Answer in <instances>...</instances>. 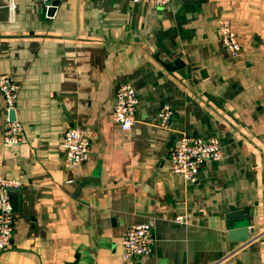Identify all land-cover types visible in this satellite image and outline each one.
<instances>
[{"label":"crops","instance_id":"obj_1","mask_svg":"<svg viewBox=\"0 0 264 264\" xmlns=\"http://www.w3.org/2000/svg\"><path fill=\"white\" fill-rule=\"evenodd\" d=\"M45 1L0 0V74L19 85L26 135L2 140L0 93V176L19 184L0 264H264V0H58L49 17ZM219 18L240 56L221 44ZM120 83L137 94L129 130L111 117ZM70 127L92 132L73 170ZM181 134L221 144L190 184L170 169ZM141 222L152 250L127 259L123 232Z\"/></svg>","mask_w":264,"mask_h":264},{"label":"built area","instance_id":"obj_2","mask_svg":"<svg viewBox=\"0 0 264 264\" xmlns=\"http://www.w3.org/2000/svg\"><path fill=\"white\" fill-rule=\"evenodd\" d=\"M137 2L138 0H132ZM158 5H166L171 0H153ZM13 4H10V11ZM217 29L220 42L231 57L240 56L243 53L242 46L236 33L231 29L230 21L219 18ZM19 85L13 82L6 74H0V93L3 98L6 117L1 128V138L6 143L25 142L26 135L22 124L11 120L9 112L14 110ZM137 94L128 83H120L115 89L114 102L111 117L120 129L129 130L135 122L137 107ZM173 109L169 104H162L157 112V124L160 127H168ZM92 132L79 127L68 128L62 136L64 149L63 165L67 170H73L88 159L90 152ZM221 156V144L218 138L213 136H190L181 134L176 141L169 160L172 172L180 174L186 184L196 181V176L202 165L207 161H216ZM69 180L68 182H70ZM16 180L0 176V250L10 246L13 233L14 204L11 197V189L18 187ZM185 215H177L173 218L175 223H184ZM152 227L147 222L131 225L123 232L122 248L123 256L127 259L149 254L152 250Z\"/></svg>","mask_w":264,"mask_h":264},{"label":"water","instance_id":"obj_3","mask_svg":"<svg viewBox=\"0 0 264 264\" xmlns=\"http://www.w3.org/2000/svg\"><path fill=\"white\" fill-rule=\"evenodd\" d=\"M45 4H46V15L49 17V16H52L56 10V6L58 5V0H46L45 1ZM9 117L11 120H13L15 118V112L14 110L9 112ZM12 191L13 192H17L18 189L17 188H12L11 189V196H12ZM242 215V212L240 211H231V212H228L226 214V218L230 219L229 223L232 227V229H241L242 226H240L238 223V220H235L234 218H238Z\"/></svg>","mask_w":264,"mask_h":264}]
</instances>
